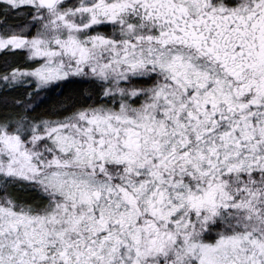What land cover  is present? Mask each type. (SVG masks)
<instances>
[{
    "label": "snow or ice",
    "instance_id": "obj_1",
    "mask_svg": "<svg viewBox=\"0 0 264 264\" xmlns=\"http://www.w3.org/2000/svg\"><path fill=\"white\" fill-rule=\"evenodd\" d=\"M0 264H264V0H0Z\"/></svg>",
    "mask_w": 264,
    "mask_h": 264
}]
</instances>
